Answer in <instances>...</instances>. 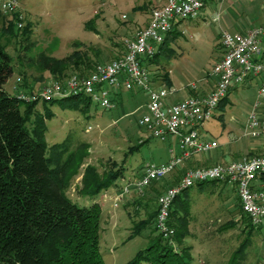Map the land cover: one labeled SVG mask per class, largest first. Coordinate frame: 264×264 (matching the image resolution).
Returning a JSON list of instances; mask_svg holds the SVG:
<instances>
[{"label": "rangeland", "instance_id": "374dc122", "mask_svg": "<svg viewBox=\"0 0 264 264\" xmlns=\"http://www.w3.org/2000/svg\"><path fill=\"white\" fill-rule=\"evenodd\" d=\"M144 2L147 0H20L21 9L26 15V24L31 25L30 41L34 44L26 48L27 41L23 40L25 37L23 34L8 35L3 39L15 65V72L8 79L5 87L15 92L16 77L22 76L23 70L26 71L29 86L33 90L40 89L49 81L58 80L49 71L41 70L28 59L42 51L56 57H64L76 49H81L88 52L93 66L120 56L126 49L125 39L132 37L140 28L139 20L144 16L143 7L138 11L136 7ZM221 2L222 0L211 3L213 10L220 7L221 12L229 6L228 12L226 10L222 12L218 19L209 13L206 16L207 21L203 15L183 21L181 29L184 33L176 38H170L157 61L152 65L147 63L154 82L162 83L163 74L168 72L178 89L193 82L199 84L200 78L211 73L216 63L215 48L220 27L234 32L226 22V17L230 14L234 16L235 13L249 17L261 11L263 13L258 6H240L238 3L230 5L229 0H224L222 4ZM93 17L96 18L97 33L85 27V23ZM74 73L80 74L77 70L70 69L66 78ZM155 85L171 86L165 81L161 85L157 83ZM121 91H123V101L121 102L116 96V106L111 109H105L93 102L87 111L65 107L60 103L39 102L37 105V110L42 114L48 110L53 112V116L47 119L49 144L61 142L71 135L77 143L85 141L90 147V154L85 159L86 163L82 165L80 174L73 177L68 190L69 195L80 205H85V202L84 198L76 200L79 195L77 188L87 163L96 164L103 172L110 167L112 161L121 163L125 159V173L117 180L115 188L121 187L129 177L140 175L138 168L142 164L148 161L156 163L167 161L170 158L171 143L177 144L174 136L166 140L153 137L139 124V119L147 112L146 92L138 88L132 90L122 88ZM253 92L251 99H256L255 88ZM182 94L183 92L178 90L169 97L170 102L177 100ZM224 108L222 112L225 113V118L214 116L205 123V127L209 129V131L202 130L205 140L217 137L221 142L225 141L228 133L225 130L220 135V132L226 127V129L233 128L232 132L236 136L247 141L250 137L244 135V127H239L240 125L232 119L233 116L245 119L240 111L241 108L238 106L231 108L230 105ZM142 141H145L143 145L132 149ZM220 150L221 146L200 153L198 156L216 161ZM172 177L159 181L144 193L136 191L130 193L125 202L118 206L125 213L122 226L118 224V227L121 226L124 239L132 233L135 221L147 218L156 211L158 194L169 184L170 179L172 181ZM105 197L106 193H103L101 195L103 214L107 205H110ZM187 199L191 204L189 225L191 224L192 230L188 229L186 237L180 242L176 238L175 240L177 250L182 251L184 247H189L187 249H190L191 263L194 254L196 260L209 255L216 257L218 264H230L233 253H236L243 240L247 238L248 242L236 260L240 261V264H264V225L251 235L246 233L249 226L242 220V212L239 211L240 200L234 185L223 181H208L202 186L191 187ZM104 217L101 252L106 264H126L138 250L147 247L150 240L158 234L155 222H152L141 235L129 241L122 239L110 242L105 228L108 221ZM207 225H212L214 228L203 229ZM141 264H150V262L143 261Z\"/></svg>", "mask_w": 264, "mask_h": 264}, {"label": "trees", "instance_id": "16d2710c", "mask_svg": "<svg viewBox=\"0 0 264 264\" xmlns=\"http://www.w3.org/2000/svg\"><path fill=\"white\" fill-rule=\"evenodd\" d=\"M95 19H89L85 27L97 33ZM31 32L30 24L19 29L12 19H0V264H106L101 252L104 214L98 197L117 185V180L125 173V159L121 163L112 161L103 172L96 164L87 163L76 199L84 198L85 205H80L69 195L73 177L80 174L90 154L88 143H77L73 136L68 135L61 142L49 144L47 119L53 116V112L40 113L37 110L39 102H25L5 87L15 72V65L3 39L8 35L23 34L28 48L34 44L30 41ZM174 33L176 30L166 35L160 51L148 60L149 63L157 61L170 38L177 37ZM28 59L58 80L65 78L70 69L87 74L95 67L88 52L81 49L64 57L42 51ZM21 74L24 88L33 90L26 71H21ZM163 77L171 85L169 73H164ZM225 98L219 106L224 104ZM43 103H60L87 111L92 101L84 96H69ZM144 142L132 149H137ZM180 177L178 172L169 184L177 182ZM187 190L176 197L171 209L170 220L176 228L178 242L186 237L189 229L191 204L183 197ZM156 214L157 209L149 217L135 221L129 238L141 235L155 222ZM242 220L247 222L249 229L246 233L251 235L256 228L243 211ZM247 242L245 238L233 253L230 264H240L236 258ZM187 248L182 251L175 249L158 232L147 247L138 250L126 264H141L143 261L150 264H192L190 249Z\"/></svg>", "mask_w": 264, "mask_h": 264}, {"label": "built area", "instance_id": "2783aa9c", "mask_svg": "<svg viewBox=\"0 0 264 264\" xmlns=\"http://www.w3.org/2000/svg\"><path fill=\"white\" fill-rule=\"evenodd\" d=\"M210 0H166L151 9L147 25L125 39L124 52L110 61L95 65L87 74L74 73L68 78L52 80L38 90H27L23 79L16 77L14 92L25 102H43L69 96H84L93 103L111 109L116 106V95L121 89L138 88L148 94L147 112L139 119L153 137L166 140L176 137L177 144L170 147V158L163 163H144L140 175L128 178L124 185L106 199L115 207L125 202L132 192H142L159 181L174 175L188 159L217 147V140H205L200 126L214 117L221 100L229 90L250 77L262 76L257 100L248 113L244 135L262 140V153L242 159L220 161L213 165L187 168L180 179L167 184L158 194L155 224L162 237L177 249L175 227L171 224V209L176 197L187 189L208 181H223L237 188L240 207L256 229L264 225V117L259 114L260 101L264 100V58L262 37L264 26H254L245 32L223 30L221 57L211 74L215 79L213 89L204 94H189L171 103L169 97L177 91L174 86H156L147 66L149 59L160 51L168 33L175 31L179 21L195 19L202 15ZM126 15H124L125 17ZM219 13L215 19H218ZM12 19L23 29L26 15L20 0H0V19ZM189 87L197 91L196 83Z\"/></svg>", "mask_w": 264, "mask_h": 264}, {"label": "crops", "instance_id": "0c3cea01", "mask_svg": "<svg viewBox=\"0 0 264 264\" xmlns=\"http://www.w3.org/2000/svg\"><path fill=\"white\" fill-rule=\"evenodd\" d=\"M219 0H210L207 2V4L205 5L204 9H203V13L202 15L204 16L205 21H207L206 16L209 13H212V15H214L215 17L217 16V13H219V15L224 12L225 10L228 12L230 7L227 6L225 9H223L220 12V7L217 8L215 11L212 8L211 3L213 2H218ZM230 5L238 3L240 6H247V7H254V6H258L261 7V9L263 10V13L259 12V14H256L254 16L249 17L247 16H243V15H238L237 13L234 14V16H232L231 14L226 17V22L228 23V25H230L233 29L234 32H245L246 30H248L251 27L254 26H259L262 25L264 26V0H229ZM166 2V0H147V2H144L141 6L143 7V13L144 16L142 18V20H139L140 22V26L139 27H143L145 25L148 24L149 19H150V12L151 9L155 6H159L162 5ZM222 2H224V0H222ZM221 2V4H222ZM138 11V10H137ZM216 14V15H215ZM220 17V16H219ZM183 21H179V23L177 24L176 27V33L175 36H179L180 34H183L184 31L181 29V26L183 24ZM226 30L225 27H220V30L217 33V39H216V52H217V60L221 57L222 55V49L220 47V43H221V35H222V31ZM262 43H263V48H264V33H263V37H262ZM263 58H264V50H263ZM216 60V61H217ZM154 62L150 63L151 65ZM172 80V77H171ZM262 81V76H256V77H250L247 81H245L244 83L238 84L234 87H232L225 100H224V104H221L217 110L215 111L214 116H217L219 118H225V113H223L222 111L225 110L224 107H226L227 105H230V107H234V106H238L240 107V111L242 112V115L244 116L245 119H238L236 116H233L232 119L234 122H237L238 125H240L239 127H244L245 128V122H246V118L248 116V113L252 110L253 105L255 103L256 99H251V97H253V91L254 88L257 91V95H258V88L260 86V83ZM164 81H162L163 83ZM158 85H161L162 83H158L155 82ZM195 83V82H193ZM197 91H193L190 89L189 84L183 86L182 88L178 89L177 91L180 90L183 92V94L177 99V100H171V103L179 101L184 99L185 97H187L189 94H201L204 95L208 92H210L214 85H215V79L212 76L211 73H208L207 75H203L200 78V83L197 84ZM171 86H176V84L172 81L171 82ZM122 89V88H121ZM121 89L117 92V97L118 99H120V101H123V91H121ZM121 91V92H120ZM176 91V92H177ZM175 92V93H176ZM174 93V94H175ZM148 103V97H147V101H146V106ZM260 107L258 108L259 114L264 117V100L260 101ZM208 122V121H207ZM206 123V122H205ZM205 123L203 125L200 126V135L203 139H206L204 137V133L202 132V130L204 131H209L208 128L205 127ZM226 130V133H228V138L226 135V140L225 141H220V138L215 137L212 140H217L219 142V145L215 148H218L221 146V150L219 151V158L214 161L212 158H208V157H200L198 155L193 156L192 158L188 159L183 165H181L179 167V169L177 170V172L172 175V181L175 179V175L179 172H181V174H183V172L187 169V168H191V167H198V166H207V165H213L217 162L220 161H231V160H235V159H242L245 157H249L255 154H259L262 153V140L261 139H257V138H249L247 141L243 140V138L236 136V134H234L232 132L233 128H227L224 127L222 128V131L220 132V135L224 133V131ZM176 138V137H175ZM171 145H173L171 143ZM144 164H142L141 166H139L138 170H140L139 172L141 173L142 171V167ZM135 173V172H133ZM133 177V176H132ZM131 178V177H129ZM171 181V182H172ZM196 186V185H195ZM202 186V185H199ZM120 187V186H119ZM119 187L113 186L111 188H109L108 190L103 191L98 200L101 202V195H103V193H108V194H112L111 192H114V188L115 190ZM190 189V188H189ZM184 194L185 198H188V191ZM108 203H110V205H107V209L106 212L104 211V215H105V220L108 221L107 226H105V228L108 231V239L110 242H115L116 240H122L124 239V234L121 231V226H122V222L124 220V210L120 209V207L116 208L113 205V201L112 199H108L107 201ZM108 211V212H107ZM239 211H241V207H240V203H239ZM242 212V211H241ZM110 222V223H109ZM121 224V226L118 227V224ZM214 228L212 225H207V227L203 228V229H210ZM189 229L190 231L192 230L191 228V224L189 225ZM119 231V232H118ZM130 233L127 235L129 237ZM106 236V234H105ZM125 238V241H129L130 238ZM195 249V248H193ZM193 261L192 264H218V259L214 256H209V255H204L203 259H195V256L193 254Z\"/></svg>", "mask_w": 264, "mask_h": 264}]
</instances>
